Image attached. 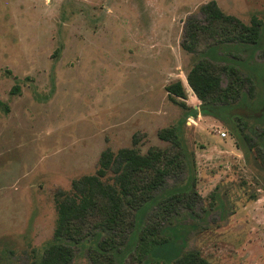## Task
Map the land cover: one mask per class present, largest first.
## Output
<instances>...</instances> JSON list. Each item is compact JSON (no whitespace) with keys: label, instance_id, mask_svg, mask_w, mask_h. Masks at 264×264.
<instances>
[{"label":"rangeland","instance_id":"374dc122","mask_svg":"<svg viewBox=\"0 0 264 264\" xmlns=\"http://www.w3.org/2000/svg\"><path fill=\"white\" fill-rule=\"evenodd\" d=\"M212 1L246 25L264 22V0H0V264H39L53 242L55 194L94 175L106 150L173 155L158 137L168 128L186 169L137 213L118 264L142 259L141 230L175 192L187 198L161 232L184 252L264 264V27L257 46L201 41L186 52L189 21L205 24L201 8ZM202 59L238 71L226 112L203 110L188 84ZM232 79L223 73L222 87ZM177 82L186 98L172 102L166 87ZM95 243L74 248V264H91Z\"/></svg>","mask_w":264,"mask_h":264},{"label":"trees","instance_id":"16d2710c","mask_svg":"<svg viewBox=\"0 0 264 264\" xmlns=\"http://www.w3.org/2000/svg\"><path fill=\"white\" fill-rule=\"evenodd\" d=\"M201 12L205 24L192 19L187 26L182 48L188 53H195L201 41L208 43L210 49L222 44L257 46L263 38L264 22L255 16L246 25L225 14L214 1L204 5ZM227 72L235 79L224 89L222 74ZM237 72L234 66L217 67L205 59L191 68L187 81L203 110L222 104V110L228 111L230 98L235 97V89L242 82ZM166 92L172 102H176L175 98H186L180 82L167 86ZM214 112L222 114L219 110ZM158 137L172 145L173 155L155 148L146 154L134 147L116 153L106 150L94 175L74 180L70 192L55 194L57 220L53 242L45 249L39 264H74V248L95 240V245L88 247L91 264H118L117 254L127 247L129 235L136 227L137 213L158 198L156 192L167 177L186 169L177 129H163ZM185 198L186 192H175L158 199L155 212L139 235L137 257L142 259L136 264H210L198 251L184 252L176 241L161 232L162 224L177 212ZM186 207L191 209L192 205L187 202Z\"/></svg>","mask_w":264,"mask_h":264},{"label":"built area","instance_id":"2783aa9c","mask_svg":"<svg viewBox=\"0 0 264 264\" xmlns=\"http://www.w3.org/2000/svg\"><path fill=\"white\" fill-rule=\"evenodd\" d=\"M220 136L221 137H225L226 136V133L222 132V133H220Z\"/></svg>","mask_w":264,"mask_h":264}]
</instances>
